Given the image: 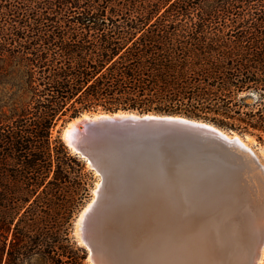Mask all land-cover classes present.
I'll return each instance as SVG.
<instances>
[{"label": "trees", "instance_id": "1", "mask_svg": "<svg viewBox=\"0 0 264 264\" xmlns=\"http://www.w3.org/2000/svg\"><path fill=\"white\" fill-rule=\"evenodd\" d=\"M119 111L264 143V0H0V264H89L93 172L54 131Z\"/></svg>", "mask_w": 264, "mask_h": 264}, {"label": "water", "instance_id": "2", "mask_svg": "<svg viewBox=\"0 0 264 264\" xmlns=\"http://www.w3.org/2000/svg\"><path fill=\"white\" fill-rule=\"evenodd\" d=\"M71 123L66 145L100 178L80 222L91 264H227L233 215L246 199L259 216L253 255L244 264H258L264 165L243 136L183 115L131 111L86 113ZM116 198H131L150 213L136 244L102 237L104 209Z\"/></svg>", "mask_w": 264, "mask_h": 264}, {"label": "bare ground", "instance_id": "3", "mask_svg": "<svg viewBox=\"0 0 264 264\" xmlns=\"http://www.w3.org/2000/svg\"><path fill=\"white\" fill-rule=\"evenodd\" d=\"M71 125L72 123H70L65 132L69 130ZM234 137H238V134H234ZM243 141L247 147L251 148L245 140ZM253 151L264 165L259 153H257L254 149ZM99 186L100 182H98L94 191L93 200L81 212L80 218L77 220L76 234L79 239L81 219L84 213L94 202ZM254 210L253 201L246 199L243 202V206L241 204L239 211L233 215L231 222L232 226L229 231L230 243L226 249L227 264H244L249 257L253 255L255 238L253 218L254 216H259V214H256ZM149 216L150 213L147 211L142 212L141 209L139 210L137 202L131 198L111 199L108 201L101 219L102 237L104 240L108 239L113 244H120L124 246H130V244L134 243L136 244L141 236L140 234L145 231L146 227L151 225ZM263 257L264 247L258 264L262 263Z\"/></svg>", "mask_w": 264, "mask_h": 264}, {"label": "rangeland", "instance_id": "4", "mask_svg": "<svg viewBox=\"0 0 264 264\" xmlns=\"http://www.w3.org/2000/svg\"><path fill=\"white\" fill-rule=\"evenodd\" d=\"M91 113H94V112H91ZM97 113H99V112H97ZM84 114H86V113H84ZM81 116H79V117H81ZM79 117H77V118H79ZM77 118L70 119V120L66 119V121L61 122L57 126L56 130L54 131V135H60V137L62 138V140L64 141L65 144H66V141L63 138V132L70 125V123ZM232 132H229V133H232ZM233 133L238 134L236 132H233ZM238 135L243 136L244 140L250 145V147L253 148L257 153H259V155H260V157L264 163V143L259 142L255 137H252L248 134H238ZM87 167H88V170L93 172V179L91 180L90 185H89L88 195H87L86 199L84 200L83 206L81 207L80 211L75 216V218L73 220V226H72L73 227V232H72L73 234L72 235H73L74 239L78 242L79 245H81V243H80L79 237L76 234L77 219L80 216L81 212L86 208V206L93 200L94 191L96 189L98 182H100V178L97 176V174L93 170H91L89 168V166H87ZM88 262H89V264H91L90 261H88ZM261 264H264V257H263V261Z\"/></svg>", "mask_w": 264, "mask_h": 264}]
</instances>
